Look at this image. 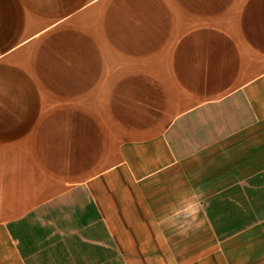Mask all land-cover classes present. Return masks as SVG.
Segmentation results:
<instances>
[{
    "label": "crops",
    "instance_id": "0c3cea01",
    "mask_svg": "<svg viewBox=\"0 0 264 264\" xmlns=\"http://www.w3.org/2000/svg\"><path fill=\"white\" fill-rule=\"evenodd\" d=\"M0 264H264V0H0Z\"/></svg>",
    "mask_w": 264,
    "mask_h": 264
}]
</instances>
